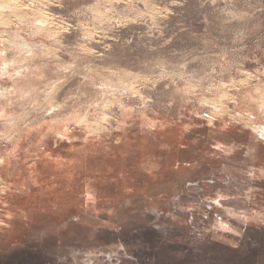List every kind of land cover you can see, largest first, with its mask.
Segmentation results:
<instances>
[{"label":"rangeland","instance_id":"1","mask_svg":"<svg viewBox=\"0 0 264 264\" xmlns=\"http://www.w3.org/2000/svg\"><path fill=\"white\" fill-rule=\"evenodd\" d=\"M253 127L264 0H0V264H264Z\"/></svg>","mask_w":264,"mask_h":264},{"label":"bare ground","instance_id":"2","mask_svg":"<svg viewBox=\"0 0 264 264\" xmlns=\"http://www.w3.org/2000/svg\"><path fill=\"white\" fill-rule=\"evenodd\" d=\"M15 2V1H14ZM19 48V47H18ZM254 128V127H253ZM256 130H258V131H256ZM254 131L256 132V133H259L260 135H261V137H264V131L263 130H260V129H256V128H254ZM255 134V133H254ZM161 255V254H160ZM163 255V254H162ZM162 262V261H161Z\"/></svg>","mask_w":264,"mask_h":264}]
</instances>
